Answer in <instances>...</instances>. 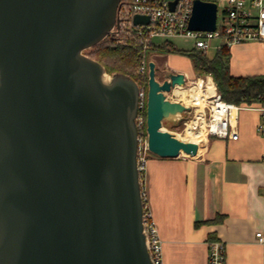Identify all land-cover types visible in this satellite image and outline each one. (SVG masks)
I'll use <instances>...</instances> for the list:
<instances>
[{
  "label": "water",
  "instance_id": "1",
  "mask_svg": "<svg viewBox=\"0 0 264 264\" xmlns=\"http://www.w3.org/2000/svg\"><path fill=\"white\" fill-rule=\"evenodd\" d=\"M121 1L0 0V264H153L140 86L86 54L114 36ZM217 15L215 1L193 0L189 30L215 31ZM185 80L160 82L150 61L147 146L162 158L196 151L164 129L189 110L166 95Z\"/></svg>",
  "mask_w": 264,
  "mask_h": 264
},
{
  "label": "crops",
  "instance_id": "2",
  "mask_svg": "<svg viewBox=\"0 0 264 264\" xmlns=\"http://www.w3.org/2000/svg\"><path fill=\"white\" fill-rule=\"evenodd\" d=\"M229 49L231 75H264L262 41ZM216 52L207 50L210 57ZM186 60L191 68V60ZM208 78L216 89L212 76ZM260 121L258 110L240 109L232 123L237 139L210 136L197 145L204 136H190L196 145L192 155L148 154L142 187L162 240L163 264H209V245L214 241L224 244L226 264H264V245L255 236L264 223Z\"/></svg>",
  "mask_w": 264,
  "mask_h": 264
},
{
  "label": "built area",
  "instance_id": "3",
  "mask_svg": "<svg viewBox=\"0 0 264 264\" xmlns=\"http://www.w3.org/2000/svg\"><path fill=\"white\" fill-rule=\"evenodd\" d=\"M174 0H122L118 18L119 24L114 28V36L136 38L148 50L156 43L154 39L172 37H190L195 39L196 49L209 50L213 47L214 40L222 41L216 46L221 49L224 45L242 44L251 40L264 43V0H211L218 4L217 28L213 32L189 30V20L193 10V0H179L175 9H171L170 2ZM147 15L148 24L135 25L134 16ZM147 71V64L142 61L139 73ZM202 89L207 90V79L200 78ZM199 79V80H200ZM198 80V81H199ZM139 107L136 123L139 136V169L143 174L148 160L147 146V92L144 85H140ZM208 115L204 114L205 133L208 137L237 139L238 132L233 127L236 113L240 109H256L261 114L258 131L264 136V102L258 101L252 105L241 103L234 104L222 99L220 93L214 88V93L206 98ZM144 202L143 225L147 239L148 250L153 264H163L162 240L159 236L157 222L147 201V194L142 187ZM257 242L264 245L263 227L255 233ZM209 264H226L225 247L220 241L209 245Z\"/></svg>",
  "mask_w": 264,
  "mask_h": 264
},
{
  "label": "trees",
  "instance_id": "4",
  "mask_svg": "<svg viewBox=\"0 0 264 264\" xmlns=\"http://www.w3.org/2000/svg\"><path fill=\"white\" fill-rule=\"evenodd\" d=\"M131 38V37H130ZM130 41L128 45H117V41ZM149 50H159L164 54H177L188 57L192 66L200 75H211L216 90L223 100L234 104L246 103L252 105L258 101L264 102V75L233 76L230 73V49L224 45L210 57L205 50H179L169 42L154 45L144 50L138 39L122 36H109L100 44L91 48L92 58L103 63L109 73L121 72L136 79L140 85L147 86V77L137 74L142 53Z\"/></svg>",
  "mask_w": 264,
  "mask_h": 264
},
{
  "label": "rangeland",
  "instance_id": "5",
  "mask_svg": "<svg viewBox=\"0 0 264 264\" xmlns=\"http://www.w3.org/2000/svg\"><path fill=\"white\" fill-rule=\"evenodd\" d=\"M209 1V0H206ZM129 39H131L129 37ZM130 42V41H129ZM126 40H120L117 41V45L125 46L130 44ZM154 42L156 45L164 44L166 42L171 43L175 47H177L179 50L189 51L192 49H196L195 46V39L190 37H172V38H161L157 37L154 39ZM220 40H214L213 44L217 46V44H220ZM214 47H211L208 52L213 53L216 49ZM91 53V49L86 51V54L89 55ZM142 58L140 60V65L142 64V61H145L147 64V71L143 74L139 73L140 65L137 70L138 75H142L147 77V89H148V78H149V63L150 61L155 62L156 64V78L160 82L167 79L171 74L174 73H183L185 75V83L181 86H175L173 90L168 93V99L171 101H179L182 103H187L189 107V110L187 112H184L179 119L176 120H170L166 125H164V129L170 131L172 134H174L177 138L186 141L190 138V136L186 133V128H188L189 124L191 125L194 118H196L200 113H203L207 116L208 115V103L205 101L200 107L198 105H192L191 101H189V98H181L177 95L176 90L179 87H182L184 90H191L193 87L196 86V84L199 82L198 80L200 78H206L209 75H200L198 72H196L193 68V66L190 68L188 65V61L186 60V56L183 55H177V54H164L162 51L159 50H149L145 53H142ZM90 56V55H89ZM91 57V56H90ZM177 65H181L182 67L176 68ZM211 76V75H210ZM207 90L204 88H201L202 94L205 93ZM200 117V116H198ZM203 117V116H202ZM204 120V118H201ZM175 122V124H174ZM200 136V135H199ZM204 136V137H203ZM202 139L196 141L197 145L202 143V141L207 140L206 133L203 135ZM193 138L189 139L188 141H192ZM202 147V146H201ZM198 148V146H197ZM148 154L151 152L148 151ZM185 155V154H183ZM142 180V175H141Z\"/></svg>",
  "mask_w": 264,
  "mask_h": 264
},
{
  "label": "bare ground",
  "instance_id": "6",
  "mask_svg": "<svg viewBox=\"0 0 264 264\" xmlns=\"http://www.w3.org/2000/svg\"><path fill=\"white\" fill-rule=\"evenodd\" d=\"M208 78L207 81V91L202 94L201 87H202V81L201 79L196 84L195 87H193L191 90L187 91L184 90L182 87H179L176 90V93L181 98H189L192 103V105H198L199 107L206 101V98L214 93V84L212 83L211 79ZM170 93V92H169ZM168 98V93H166ZM187 104V103H184ZM188 105V104H187ZM186 105V106H187ZM200 116V117H198ZM196 118L193 119L191 125L189 124L188 128H186V133L193 137V136H199L205 134V125L204 120L201 118H204V112L200 113ZM203 116V117H202Z\"/></svg>",
  "mask_w": 264,
  "mask_h": 264
}]
</instances>
